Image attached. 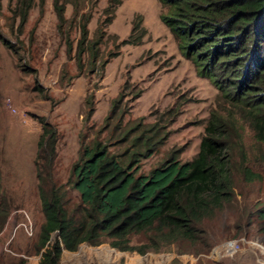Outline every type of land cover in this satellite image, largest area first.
<instances>
[{"label": "rangeland", "instance_id": "obj_1", "mask_svg": "<svg viewBox=\"0 0 264 264\" xmlns=\"http://www.w3.org/2000/svg\"><path fill=\"white\" fill-rule=\"evenodd\" d=\"M13 1L0 0V196H6L2 199L7 207L0 222V264H15L19 260L23 264H37L41 251L55 237V233H51L48 241L38 247L39 227L44 216L32 159L41 134L39 116L56 130L51 177L55 185L64 184L61 189L67 200L65 205L71 208L77 194L64 181L70 164L78 155L79 134H85L84 141L90 140L96 130L101 139L110 134L107 149L120 155L127 142H116L118 129H112L119 112L120 127L136 121L144 126L155 122L163 135L162 141L151 154L139 159L135 172L146 173L172 151L181 161L189 159L197 151L209 114L225 115L229 105L222 101L221 92L211 78L201 75L192 59L182 53L178 38L159 17L165 10L157 0H121L104 27L102 55L114 49L113 43L128 36L138 17L144 28L139 42L117 45L118 52L108 58L101 77L95 69L87 72L85 66L82 74L72 78L70 76L76 74L75 64L65 55L63 37L56 31L51 0H43L40 6L38 0H33L20 28L18 17L13 18L10 12ZM74 2L64 5L63 31L69 29V37L76 38L75 29L68 25L75 23L80 12H89L86 26L90 37L105 0ZM4 41L11 47L7 48ZM212 74L214 79L229 77L217 68ZM68 78L70 83L66 84ZM36 85L42 87V92L50 99L43 98L41 92L34 89ZM86 93L92 94L93 111L83 122ZM119 93L116 114L108 120L106 128L99 129L109 103ZM5 97L11 100L15 113L5 108ZM89 124L92 127L86 128ZM238 124L246 157L252 160L259 152H264V147L253 140L245 122ZM231 156L236 162V150L231 151ZM257 165L252 168L260 172L261 178L250 182L243 181L233 167L232 197L210 217L200 221L204 229L202 241L190 243L180 239L165 244L159 241L155 246L149 231L130 233L126 243L131 249L113 247L108 240L95 245L81 242L73 250L61 249L56 262L129 264L138 256L139 264H264V230L260 228L264 217L261 219L257 213L259 208L264 211V167L256 168ZM227 239H238L239 250L217 257L214 248ZM92 247L107 248L109 262L100 261L104 251H98V255Z\"/></svg>", "mask_w": 264, "mask_h": 264}, {"label": "trees", "instance_id": "obj_2", "mask_svg": "<svg viewBox=\"0 0 264 264\" xmlns=\"http://www.w3.org/2000/svg\"><path fill=\"white\" fill-rule=\"evenodd\" d=\"M70 1L75 3L74 0L50 2L56 31L63 37L65 55L75 64L76 74L70 78L82 74L85 66L87 72L95 69L101 77L108 58L117 54V45L139 42L144 32L140 18L133 21L128 36L113 43L114 49L103 56L100 45L106 35L104 27L121 0H105L90 37L86 26L90 13L80 12L75 23L68 25L77 33L74 39L69 37V29L63 31L64 5ZM157 1L165 10L159 17L178 38L182 53L192 59L201 75L211 78L229 109L225 115L209 114L197 151L189 159L181 161L172 151L146 173L135 172L139 159L151 154L162 141L163 135L155 122L144 126L136 121L120 127L119 112L112 129H118L116 142H127L120 155L107 149L110 134L101 139L96 130L88 141H84L85 134H79L78 155L70 164L64 181L77 194V201L71 208L65 205L67 200L61 189L64 184L55 185L51 177L56 130L39 116L41 134L32 159L44 216L39 227L38 247L48 241L51 233H55V237L41 251L37 264H58L56 260L61 249L73 250L81 242L95 245L108 240L113 247L131 249L126 238L137 232L149 231L155 246L159 241L162 244L180 239L190 243L202 241L204 229L200 221L210 217L232 197L233 167L243 181L261 178L260 172L252 167L255 163L258 164L256 168L264 167V152H259L260 155L252 160L246 157L238 123L245 122L253 140L264 147V0ZM42 2L38 0L39 6ZM32 3L33 0L13 1L10 12L13 18L18 17L19 28ZM3 44L11 47L7 41ZM215 68L229 77L214 79ZM70 78L66 84L70 83ZM34 89L40 91L43 98L50 99L39 85ZM120 96L121 93L109 103L99 129L106 128L108 120L116 114ZM84 105L83 122L93 111L91 93L85 94ZM91 127L89 124L86 128ZM232 150L237 152L236 162L232 159ZM2 198L6 196H0V222L7 209ZM257 213L261 219L264 217L263 208L257 209ZM260 228L264 230V223ZM91 249L98 255V251H104L100 261L109 262L107 248ZM80 252H83L81 247ZM139 260L135 256L129 264H139ZM15 264L23 262L19 260Z\"/></svg>", "mask_w": 264, "mask_h": 264}, {"label": "built area", "instance_id": "obj_3", "mask_svg": "<svg viewBox=\"0 0 264 264\" xmlns=\"http://www.w3.org/2000/svg\"><path fill=\"white\" fill-rule=\"evenodd\" d=\"M3 103H4V106L7 110H9L10 112H13V113L16 112V110L14 109L9 97H5L3 99ZM21 120L23 121L24 119L21 117ZM25 230H27V232H28L27 228H25ZM237 250H239V240L238 239H227V240H223L219 244H217V246L214 248V254L217 257L227 256V255L233 254Z\"/></svg>", "mask_w": 264, "mask_h": 264}]
</instances>
